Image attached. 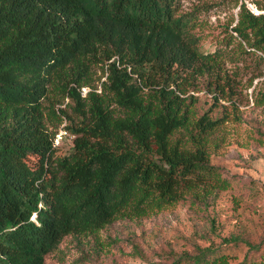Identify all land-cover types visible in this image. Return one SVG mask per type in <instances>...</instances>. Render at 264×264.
<instances>
[{"label":"trees","instance_id":"obj_1","mask_svg":"<svg viewBox=\"0 0 264 264\" xmlns=\"http://www.w3.org/2000/svg\"><path fill=\"white\" fill-rule=\"evenodd\" d=\"M198 14V6L183 11L180 0H0V264H45L66 234L201 198L209 177L223 182L207 136L227 115L197 113L186 85L197 88L195 76L205 75L222 106L228 51L223 39L213 51L201 49ZM232 29L264 50V14ZM93 65L104 66L103 83L127 119L88 107L94 90L82 95L81 87L91 86ZM53 82L70 100V111L54 104L48 111L67 120L66 154L45 123ZM149 99L158 101L160 121L149 114ZM177 128L187 135L173 139ZM254 133L263 144L264 126ZM241 238L230 234L193 252L164 247L154 264H264L261 244ZM243 242V259L230 262L229 248Z\"/></svg>","mask_w":264,"mask_h":264},{"label":"rangeland","instance_id":"obj_2","mask_svg":"<svg viewBox=\"0 0 264 264\" xmlns=\"http://www.w3.org/2000/svg\"><path fill=\"white\" fill-rule=\"evenodd\" d=\"M195 6L199 11L195 31L201 49L213 51L223 39V49L228 51L220 68L224 94L218 102L222 106L214 100L205 75L195 76L197 88L186 85V94L195 96L197 113L207 110L212 115H227L207 136L210 163L218 168L223 182L209 177L199 190L201 198L178 201L141 217L118 218L94 233L66 234L47 255L45 264H154L159 260L155 252L164 247L170 246L177 253L193 252L199 246L219 244L230 234L260 243L259 251L264 250V143L254 139L255 127L264 126V103H256L264 91V50L248 44L252 35L242 39L232 29L248 24L250 14H264V0H180L183 11ZM103 67H90L91 86H82L81 94L94 90L87 97L88 107L104 105L113 112L112 121L125 120L128 115L116 102V94L103 83ZM67 103L70 100L62 97L60 85L50 84L43 101L44 115L48 130L56 131L55 137L64 131L67 120L54 118L49 108L54 104L56 109L66 107L70 111ZM147 105L153 119L160 121L158 101L149 99ZM186 135L185 129L177 128L172 138ZM72 138L61 133L54 143L60 147L59 153L71 150ZM240 245L229 248L230 262L243 259L247 245Z\"/></svg>","mask_w":264,"mask_h":264},{"label":"built area","instance_id":"obj_3","mask_svg":"<svg viewBox=\"0 0 264 264\" xmlns=\"http://www.w3.org/2000/svg\"><path fill=\"white\" fill-rule=\"evenodd\" d=\"M62 132L64 134L65 133V130L64 131H60V133H58L59 136L57 135V137H54L53 143L58 142V138H60V135H61Z\"/></svg>","mask_w":264,"mask_h":264},{"label":"bare ground","instance_id":"obj_4","mask_svg":"<svg viewBox=\"0 0 264 264\" xmlns=\"http://www.w3.org/2000/svg\"><path fill=\"white\" fill-rule=\"evenodd\" d=\"M35 218V217H34Z\"/></svg>","mask_w":264,"mask_h":264}]
</instances>
